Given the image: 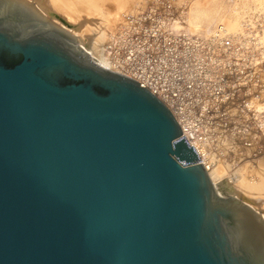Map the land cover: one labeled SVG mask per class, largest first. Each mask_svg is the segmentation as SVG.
<instances>
[{"label":"water","instance_id":"1","mask_svg":"<svg viewBox=\"0 0 264 264\" xmlns=\"http://www.w3.org/2000/svg\"><path fill=\"white\" fill-rule=\"evenodd\" d=\"M18 10L0 0V264H264V219L168 108Z\"/></svg>","mask_w":264,"mask_h":264},{"label":"rangeland","instance_id":"2","mask_svg":"<svg viewBox=\"0 0 264 264\" xmlns=\"http://www.w3.org/2000/svg\"><path fill=\"white\" fill-rule=\"evenodd\" d=\"M13 1L18 16L38 15L67 30L107 70L171 97L224 197L240 194L247 201L229 198L264 219V0H219L240 18L241 30L228 34L221 22L209 32L190 30L191 5L202 0H73L81 4L76 11L50 12L56 22L29 0Z\"/></svg>","mask_w":264,"mask_h":264},{"label":"bare ground","instance_id":"3","mask_svg":"<svg viewBox=\"0 0 264 264\" xmlns=\"http://www.w3.org/2000/svg\"><path fill=\"white\" fill-rule=\"evenodd\" d=\"M15 1H17L19 4L24 3L23 0H15ZM29 1H31L37 8H39L40 11H42L45 16H47L51 20L52 19L55 20V22H56V19H57L56 17H58V16L53 15V14L51 15L50 12L52 13V11H55L58 15H63V13H62L63 10H66V9H72L73 10L74 9L76 11L77 9H79L78 6L81 5V4H78V3H75L73 5V0H43V1H40V0H29ZM98 1H96V0H89V2H92L93 4H95V3L98 4ZM237 1L239 2V0H237ZM255 1L257 2V0H255ZM9 2L12 5L14 4V1L13 0H9ZM236 3L237 2H235L234 4L236 5ZM259 3H261V2H259ZM218 5H219V0H207V1L202 0L200 3H199V1L197 3H195L194 6L192 4L191 5L192 6V9L189 7L191 9V12L189 11L190 12V19L187 20L188 23H189L190 28H192L190 30H193V29L194 30L202 29L203 31H205V30L207 31V29H208V32H209V28L210 27H213L217 22H219V23L221 22V24L223 23L224 32L226 31L227 34L229 32H232L233 33V32L238 31L240 29V26H241V24H240V18L236 14H234V13H232L230 11H227V12L226 11H222V9H220V7ZM18 6L19 5L14 6V7H18ZM236 13H238V12H236ZM54 18H56V19H54ZM60 18H62V17H60ZM61 25H63V27L65 28V26H64L63 23ZM77 44H78V47L81 48L90 57V59L93 61V63H95L96 65H98L99 67H102L104 69H110V68L112 69V66H110V68L107 67L108 65H110L108 62H106V61L98 58L97 57V54L94 55L91 52H89L88 49L85 47L84 43L82 44V43L79 42ZM105 62L108 65H106ZM112 72H114V71H112ZM117 73H119V72H117ZM208 175L210 177V180L212 181V184L214 185V189L216 191V194L219 197L220 196L224 197V195H226L224 193V189H221V187H219V185L217 184V182H215L214 175L213 174H210V172L208 173ZM236 191H238V190H236ZM231 192H230V195L228 194L229 195L228 197H233V198H238L239 197L238 199H241L243 201H247L244 197L239 196L240 194L238 195L234 191H231Z\"/></svg>","mask_w":264,"mask_h":264},{"label":"built area","instance_id":"4","mask_svg":"<svg viewBox=\"0 0 264 264\" xmlns=\"http://www.w3.org/2000/svg\"><path fill=\"white\" fill-rule=\"evenodd\" d=\"M118 74L127 76V75L122 74V73H118ZM127 77H129V76H127ZM129 78L135 80L140 86L147 89L150 93H152L156 98H158L168 108V110L172 113V115L176 119V121H177V123L181 129V133H182L183 137L185 138L187 144L190 147L191 146L193 147L194 151L197 154V157L200 159L201 164L204 166L203 161H202V157H201L202 156V152H201L202 150H201V148H199L196 141L191 137L190 132L187 131L186 127L184 126V124L180 120V117H179L178 112H177L178 111L177 107H176L174 101L172 100V98L164 95L163 92L161 93L159 90L156 89V87L151 86V84L149 82H147L146 80H136L132 77H129ZM204 168H205V166H204Z\"/></svg>","mask_w":264,"mask_h":264}]
</instances>
